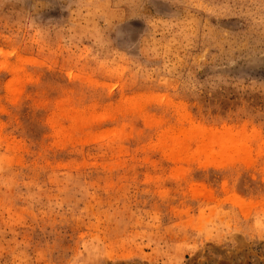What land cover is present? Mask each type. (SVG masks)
<instances>
[{
	"label": "rangeland",
	"instance_id": "rangeland-1",
	"mask_svg": "<svg viewBox=\"0 0 264 264\" xmlns=\"http://www.w3.org/2000/svg\"><path fill=\"white\" fill-rule=\"evenodd\" d=\"M0 264H264V0H0Z\"/></svg>",
	"mask_w": 264,
	"mask_h": 264
}]
</instances>
